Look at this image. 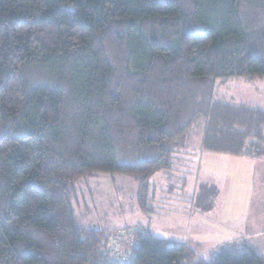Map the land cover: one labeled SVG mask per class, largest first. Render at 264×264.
<instances>
[{"label": "trees", "instance_id": "16d2710c", "mask_svg": "<svg viewBox=\"0 0 264 264\" xmlns=\"http://www.w3.org/2000/svg\"><path fill=\"white\" fill-rule=\"evenodd\" d=\"M235 78L264 80V0H0V264H264L147 227L122 246L75 217L77 180L130 174L143 205L200 131L203 150L260 155L264 108L217 92ZM184 174L212 209L218 188Z\"/></svg>", "mask_w": 264, "mask_h": 264}, {"label": "rangeland", "instance_id": "374dc122", "mask_svg": "<svg viewBox=\"0 0 264 264\" xmlns=\"http://www.w3.org/2000/svg\"><path fill=\"white\" fill-rule=\"evenodd\" d=\"M230 80L224 85H219L217 88L219 96L235 98L241 95V101H247L250 97L253 99L251 101H260L264 104L263 79L245 81L235 78ZM189 144L188 148H182L173 159L172 172L160 171L149 178V186L145 191L146 200L143 205L137 196L138 184L130 174L95 172L77 180L74 184L76 196L73 198L78 224L85 228L99 226L107 231L119 230L115 235L121 238L122 246L128 245L127 240L132 234L130 229L147 227L158 238L166 239L171 243H187L197 253L207 255L218 250L221 245H229L224 241L217 242L214 239L207 241L204 235V232L208 230H220V226L213 223L204 225L203 216L208 215L207 212H213L218 217L212 215L219 220L218 211L222 205L224 209H230L227 219L233 221L232 223L242 222L244 225L241 230L245 232L244 235H247L242 241L231 243L229 246H249L259 252H264V213L254 215L252 212L253 208L255 209V203L252 195L246 193L245 172L248 169L246 160L240 158L241 155L202 151L200 154L202 166L214 172V179H208V181L218 188L214 207L202 212L194 208L191 198L181 194V181L184 173L190 175V184L193 183L191 180L196 179L197 181V177L194 178L198 172L195 155L198 154V148L202 149V141L200 137L193 136ZM202 166L200 169L203 168ZM233 170L237 173L238 182L227 185L225 175ZM199 177L202 179V176ZM169 183L174 184L170 190L166 189ZM263 203L258 206L261 208ZM263 208L264 206L261 209ZM120 230L123 232L120 233ZM126 230L129 231L126 232ZM200 238L204 243H196Z\"/></svg>", "mask_w": 264, "mask_h": 264}, {"label": "crops", "instance_id": "0c3cea01", "mask_svg": "<svg viewBox=\"0 0 264 264\" xmlns=\"http://www.w3.org/2000/svg\"><path fill=\"white\" fill-rule=\"evenodd\" d=\"M258 96H261V95H258ZM249 98L250 97H248L247 101L244 100L241 102L249 103L253 107L264 108V104H262L260 101H258V102L251 101L253 99H251V98L249 99ZM243 99H244V97H243ZM198 136L200 138H202L203 131H200ZM263 146H264V144H263ZM202 151H204L203 148L202 149L198 148V154L195 155V160H197L196 164L198 166L197 169L200 172V175L202 176V179H200L201 177H199L197 180L200 183H208V184L212 185L214 183H209L208 179H211V180H212V178L214 179V175H213L214 172L210 168L208 169V168H206V167L204 168L202 166L201 159H200V154L202 153ZM196 157H198V158L196 159ZM239 157L242 159H245L246 160L245 162L248 166V169H246V172H245V175H246L245 180L247 183V191L246 190L245 191H246V193H249L250 195H252L251 197L253 198V202L255 203V205H254L255 209L253 208L252 212L254 213V215H256L257 213L263 214L264 208L263 209H261V208L264 206V203H263V206L261 208L258 205L260 203L264 202V147H263V151L260 152V155H250L249 154V155H241ZM229 159H232V158H229ZM200 166H202L203 168L200 169L201 168ZM224 166H222V167H224ZM225 177H226L225 180L227 182V185L238 182L237 173L234 170L231 172H228V174L225 175ZM219 178H222V177H219ZM194 183L195 182H193L192 185H195ZM216 188H217V186H216ZM251 197H250V199H251ZM220 208L221 209L218 211L219 220L215 219L214 215H216V217H218V215L213 213V212H207L208 215L203 216V219L205 222V223H203L204 225L205 224L208 225V224L213 223L214 225L220 226V230L214 229L215 231L208 230L207 232H204V235L207 238V241L209 239H214V240H217V242L224 241V243H227L230 245L231 243L242 241L244 238H246L247 235H244L245 232H243V230H241L242 226L244 224L242 222L232 223L233 221H229L227 219L229 214H230V209H224V207L222 205ZM212 214H214V215H212ZM234 234H236V236ZM239 238H242V239H239ZM198 242L204 243V241H202V238L197 239L196 243H198ZM262 253H264V252H262Z\"/></svg>", "mask_w": 264, "mask_h": 264}]
</instances>
